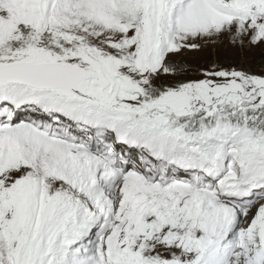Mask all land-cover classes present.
<instances>
[{
	"label": "snow or ice",
	"instance_id": "snow-or-ice-1",
	"mask_svg": "<svg viewBox=\"0 0 264 264\" xmlns=\"http://www.w3.org/2000/svg\"><path fill=\"white\" fill-rule=\"evenodd\" d=\"M0 264H264V0H0Z\"/></svg>",
	"mask_w": 264,
	"mask_h": 264
}]
</instances>
